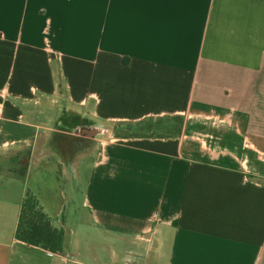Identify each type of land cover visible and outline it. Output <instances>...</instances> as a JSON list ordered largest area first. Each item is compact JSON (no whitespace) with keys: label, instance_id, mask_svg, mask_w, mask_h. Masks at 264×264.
Returning a JSON list of instances; mask_svg holds the SVG:
<instances>
[{"label":"crops","instance_id":"crops-1","mask_svg":"<svg viewBox=\"0 0 264 264\" xmlns=\"http://www.w3.org/2000/svg\"><path fill=\"white\" fill-rule=\"evenodd\" d=\"M0 264H264V0H0Z\"/></svg>","mask_w":264,"mask_h":264},{"label":"trees","instance_id":"trees-1","mask_svg":"<svg viewBox=\"0 0 264 264\" xmlns=\"http://www.w3.org/2000/svg\"><path fill=\"white\" fill-rule=\"evenodd\" d=\"M16 238L52 253L62 252L64 231L54 226L52 219L44 212L39 198L30 191L22 203Z\"/></svg>","mask_w":264,"mask_h":264},{"label":"rangeland","instance_id":"rangeland-1","mask_svg":"<svg viewBox=\"0 0 264 264\" xmlns=\"http://www.w3.org/2000/svg\"><path fill=\"white\" fill-rule=\"evenodd\" d=\"M167 122H169L167 125L171 126L173 129L176 126V122L172 119V120H168ZM108 131V130H106ZM132 130H130L131 132ZM133 131L137 134H146V135H167L170 134L171 131L168 129L167 130V126L165 127L164 125H161V122H158V120H151V121H146L145 124H143V126H138L137 129H133ZM111 132V130H109L107 132V135ZM128 132V133H130ZM79 133V130H78ZM112 134V133H111ZM125 134V131H121L120 133H117V130L114 131V136H121ZM74 139H79V140H90V144L88 145V151L90 154H92L94 152V147L96 144V141L94 139H90V138H86L83 136H77V134H74L73 136ZM73 207V204H71L70 209Z\"/></svg>","mask_w":264,"mask_h":264},{"label":"built area","instance_id":"built-area-1","mask_svg":"<svg viewBox=\"0 0 264 264\" xmlns=\"http://www.w3.org/2000/svg\"><path fill=\"white\" fill-rule=\"evenodd\" d=\"M106 131L105 130H102L100 133H105Z\"/></svg>","mask_w":264,"mask_h":264}]
</instances>
